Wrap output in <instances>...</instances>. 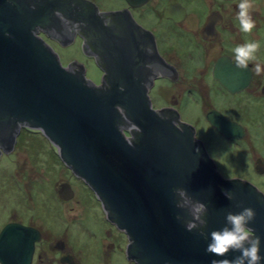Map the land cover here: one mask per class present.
Returning <instances> with one entry per match:
<instances>
[{
  "label": "flooded vegetation",
  "instance_id": "flooded-vegetation-1",
  "mask_svg": "<svg viewBox=\"0 0 264 264\" xmlns=\"http://www.w3.org/2000/svg\"><path fill=\"white\" fill-rule=\"evenodd\" d=\"M7 3L24 16H43L32 31L60 63L49 41L60 48L80 46L86 65L74 60L67 68L82 75L104 98L122 101L117 106L118 127L128 142H141L137 134L143 121L136 123L132 117L153 111L159 118L167 117L160 119L186 138L187 150L200 170L211 176L216 173L229 185L238 184L264 199V72L254 71L255 63L264 68V0H252L256 27L251 33L240 31V0ZM54 10L61 15H54ZM104 18H111L113 26L106 27ZM248 41H259L260 49L257 60L241 70L235 66L233 49ZM147 46L152 55L144 51ZM149 63L156 66L155 73L146 67ZM88 64L98 72L95 79L88 76ZM131 100L136 109L130 108ZM62 166L69 181L61 178ZM78 179L42 128L4 127L0 131V236L9 225H16L12 234L18 235L10 241H24L17 232L21 229L36 231L39 238L29 264H139L133 257V240L102 200L109 228L101 237H76L80 232L93 235L78 219L73 186ZM219 190L224 194L228 189L220 185ZM180 210L185 220L191 219ZM27 250L18 247L20 254Z\"/></svg>",
  "mask_w": 264,
  "mask_h": 264
},
{
  "label": "water",
  "instance_id": "water-1",
  "mask_svg": "<svg viewBox=\"0 0 264 264\" xmlns=\"http://www.w3.org/2000/svg\"><path fill=\"white\" fill-rule=\"evenodd\" d=\"M43 16H24L0 0V131L4 127L36 126L60 148L63 160L116 213L117 223L133 240V256L139 264H211L213 259H234L206 253L209 240L199 231L189 232L177 215L176 188L207 205L204 231L222 229L226 212L243 207L256 211L249 223L261 237L264 257V199L238 184L229 185L214 173L200 170L189 154L186 138L172 130L153 111L132 119L139 124L140 143L122 135L117 106L106 99L82 75L72 74L33 33ZM39 21V22H38ZM92 83V82H91ZM131 109H136L132 100ZM123 105V104H122ZM224 185L234 195L220 192ZM7 226L0 236L1 264H29L39 234L29 228L17 232ZM28 247L20 254L19 245ZM29 254L26 256V253ZM264 264V260L261 261Z\"/></svg>",
  "mask_w": 264,
  "mask_h": 264
},
{
  "label": "clouds",
  "instance_id": "clouds-1",
  "mask_svg": "<svg viewBox=\"0 0 264 264\" xmlns=\"http://www.w3.org/2000/svg\"><path fill=\"white\" fill-rule=\"evenodd\" d=\"M11 3L12 0H9ZM33 9L35 4L32 5ZM237 19L240 25V31L243 33H251L256 27L255 20L252 16V0H240L237 5ZM54 15L60 16L59 10H54ZM103 23L106 27H112L113 21L111 18H104ZM78 27V26H77ZM260 49L259 41H248L238 45L233 49V57L235 66L241 70L248 69L249 63L257 60V53ZM148 55H152L150 46L144 48ZM153 73L156 72V66L152 63L146 65ZM254 71L257 75L264 72L260 63H255ZM147 87V84H145ZM120 91H124L121 87ZM167 119V117H160ZM174 193L179 197L176 207L187 211L191 219L185 220L181 215H177L176 219L184 223L187 231H199L200 235L209 240L206 253L218 256L227 257L230 252H239L240 255L234 259H213L211 264H261L264 257L260 255L261 237L253 235V229L248 227L249 223L256 218V211L251 207H243L237 205L242 210L239 212H226V225L222 229H217L207 233L204 231V226L207 224L205 219L207 215V206L204 203L193 200L184 188L174 189ZM224 195L229 200H234L232 192L225 190Z\"/></svg>",
  "mask_w": 264,
  "mask_h": 264
},
{
  "label": "rangeland",
  "instance_id": "rangeland-1",
  "mask_svg": "<svg viewBox=\"0 0 264 264\" xmlns=\"http://www.w3.org/2000/svg\"><path fill=\"white\" fill-rule=\"evenodd\" d=\"M50 46L55 50V52L62 58L63 66L67 67L69 63L74 60L81 61L85 63L86 60L81 54L80 46H69L67 48H60L57 44L50 42ZM88 69V76L90 78L95 79L98 75L97 70L91 64L87 65ZM63 169V170H62ZM61 169V178L63 181H69V175L65 171L64 166ZM259 187L262 186L261 182L255 181ZM73 186L77 192V199H78V219H82L87 226L91 229L90 233L93 235H88L86 232L83 234L80 232L76 237H91V236H98L101 237L100 234H104L106 229L109 228L108 221L105 217L104 209L102 208V204L100 199L97 197L96 193L80 178L77 180L76 183L73 182ZM97 233L96 235L93 233ZM99 234V235H98ZM94 238V237H93ZM121 256V255H120ZM123 258V256H121ZM123 260H125L123 258ZM123 263V262H122ZM91 264V261H90Z\"/></svg>",
  "mask_w": 264,
  "mask_h": 264
}]
</instances>
